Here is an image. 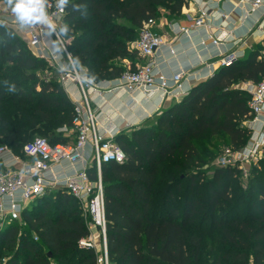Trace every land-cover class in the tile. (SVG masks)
I'll return each mask as SVG.
<instances>
[{"label":"trees","instance_id":"obj_1","mask_svg":"<svg viewBox=\"0 0 264 264\" xmlns=\"http://www.w3.org/2000/svg\"><path fill=\"white\" fill-rule=\"evenodd\" d=\"M186 2L68 0L58 28L70 38L76 66L93 81L113 79L126 70L125 60L131 59L129 69H135L133 59L139 54L128 43L143 23L160 16L179 18ZM25 43L18 31L0 23V141L20 156L32 131L50 143L75 137L70 131L72 100L58 78H37L45 60ZM262 50L264 46L255 44L129 133L114 136L125 159L103 163L100 173L109 264H264V155L250 165L248 196L233 203L229 189L236 169L215 168L206 177L198 169L201 159L195 144L219 135L227 136L234 149L246 144L251 95L239 85L264 80ZM7 90L13 91L8 98ZM7 101L16 102L22 116L10 117ZM63 127L70 133L60 130ZM87 173L92 181L97 179L93 166ZM243 202L248 207L240 215ZM20 219L0 225V250L10 252L0 257V264H99L98 251L78 243L89 234V217L65 187L33 198ZM212 231L219 235L214 243L219 253L205 261L203 234Z\"/></svg>","mask_w":264,"mask_h":264},{"label":"built area","instance_id":"obj_2","mask_svg":"<svg viewBox=\"0 0 264 264\" xmlns=\"http://www.w3.org/2000/svg\"><path fill=\"white\" fill-rule=\"evenodd\" d=\"M206 3V2H205ZM250 9L264 3V0H249ZM45 11L54 29L43 23L22 24L13 11L6 17L8 25L23 36L32 53L52 65L62 86L71 82L76 86L77 93L72 95L74 105L73 128L75 133L71 142L50 143L43 136H34L22 146L23 156L15 154L7 145L0 144V161L3 171L0 172V223L8 220L20 219L21 210L35 197L43 195L47 190L56 187H65L68 193L76 198L83 208V214L89 217L87 223L89 234L81 238L80 246L93 248L98 251L99 264H109L106 249V218L103 186L100 179L101 165L110 161L122 162L125 159L124 151L113 140L114 134H107L98 128V118L92 105V94H100L107 89L124 88L132 92L135 89L152 91L160 90L165 96L175 95L183 91V72H174L170 78L155 71L156 54L164 46V35L155 31L156 19L145 21L139 30L134 47L144 62L136 64L134 70L127 69L119 77L93 81L82 67H78L72 60L68 44L59 31L65 12L64 7H57V0H47ZM205 8L194 19V28L206 26ZM176 34L188 33L189 28L172 23ZM210 36V35H209ZM214 44L217 37L212 38ZM242 53L228 49L219 57L220 65H230ZM172 82V83H170ZM240 88L251 95L249 107L252 117L250 121H261L262 125L255 137H250L246 144L237 150L226 147L218 157L221 165L236 162H255L264 150V80L257 83L244 81ZM60 130L67 131L65 127ZM86 150L89 152L85 154ZM69 174L60 175L63 165H75ZM95 168L97 179L92 181L87 168ZM57 167L55 170L54 168ZM36 238V237H35Z\"/></svg>","mask_w":264,"mask_h":264},{"label":"crops","instance_id":"obj_3","mask_svg":"<svg viewBox=\"0 0 264 264\" xmlns=\"http://www.w3.org/2000/svg\"><path fill=\"white\" fill-rule=\"evenodd\" d=\"M202 7L206 12V26L194 28V19ZM173 22L188 27V33H174ZM155 31L166 39L156 54L155 71L168 78L174 72H183L184 92L165 96L159 89L145 91L139 88L129 92L124 88H105L100 94H92V105L97 113L100 131L116 135L123 129L138 125L167 106L169 97L179 98L195 83L209 77L220 66L219 57L228 49L243 55L255 44L264 46V3L251 10L249 0H187L182 7L181 17L170 20L163 16V19H156ZM213 37H217V44L212 42ZM63 88L72 100V95L77 93L76 86L67 82ZM260 117H264V111ZM245 124L250 129L249 138L255 137L262 125L258 120L250 121V126L248 120ZM88 152L86 150L85 154ZM79 165L65 164L57 172L60 175L69 174Z\"/></svg>","mask_w":264,"mask_h":264},{"label":"rangeland","instance_id":"obj_4","mask_svg":"<svg viewBox=\"0 0 264 264\" xmlns=\"http://www.w3.org/2000/svg\"><path fill=\"white\" fill-rule=\"evenodd\" d=\"M12 12V7L8 4V0H0V23L4 26H8V22L6 20V17ZM165 10H161V14H163ZM160 19H163V16L159 17ZM138 33H136L134 39L128 43V45L133 48L135 40L138 37ZM70 39V38H69ZM27 46V44L25 43ZM28 47V46H27ZM264 51V50H262ZM133 61L137 64L141 63L143 59L139 56H136ZM132 62L131 59L125 60L124 64L126 66V70L129 69L130 63ZM46 66L39 72H37V78L41 81H48V80H57V72L55 68L50 65L48 62H46ZM13 93L12 90H7L5 92L6 98H8V95H11ZM174 99H178V96H172L169 97V101L171 102ZM16 102L14 101H7L5 104L9 106V113L10 117L12 116H17L20 117L22 116V110L19 106L15 104ZM63 131V130H62ZM123 131L130 132V128L123 129ZM65 132V131H64ZM67 133H70V131H67ZM40 135V132L35 131L31 132V134L28 135L29 138ZM73 136H71L72 138ZM2 141H0V144ZM197 150H198V156L201 159V164L198 167L199 170L203 171L204 175L206 177H210L214 171L215 168L219 167H233L236 170L234 171L233 178L231 180V185H230V195L232 197L233 203L237 201L238 199L248 196L250 185H249V172H250V165L253 162H236L234 164H229V165H221L218 163V157L220 154L223 152V150L226 147L232 148L231 145L229 144L228 138L225 135H219L216 137H204L195 142ZM234 149V148H232ZM237 150V149H234ZM264 155V150H262L260 157ZM257 161V160H256ZM3 169H0V172H2ZM245 199V198H244ZM231 205H227L224 207L223 210H226L228 207ZM248 207V204L246 202H243L241 204L240 208V215H243L244 210ZM81 209L83 211V208L81 206ZM87 217V216H85ZM21 223V219H19ZM198 221V220H196ZM1 225V223H0ZM24 225V224H22ZM208 225V221L205 222L204 228ZM219 237L218 233L216 231L212 232H204L203 234V250H202V258L206 261L209 260L212 256L217 255L219 252L214 246V243L216 239ZM226 246L229 247L230 244H226ZM10 252L8 250H0V257L9 254ZM248 259L250 261V255L248 256Z\"/></svg>","mask_w":264,"mask_h":264},{"label":"clouds","instance_id":"obj_5","mask_svg":"<svg viewBox=\"0 0 264 264\" xmlns=\"http://www.w3.org/2000/svg\"><path fill=\"white\" fill-rule=\"evenodd\" d=\"M46 3L47 0H8L13 13L22 24L43 23L54 29L55 25L45 11ZM67 3L68 0H57V7L62 9ZM62 31L66 32L67 28L65 27Z\"/></svg>","mask_w":264,"mask_h":264}]
</instances>
